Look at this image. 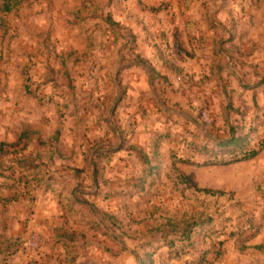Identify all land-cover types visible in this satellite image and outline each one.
Returning <instances> with one entry per match:
<instances>
[{"label":"rangeland","instance_id":"374dc122","mask_svg":"<svg viewBox=\"0 0 264 264\" xmlns=\"http://www.w3.org/2000/svg\"><path fill=\"white\" fill-rule=\"evenodd\" d=\"M0 264H264V0H0Z\"/></svg>","mask_w":264,"mask_h":264},{"label":"crops","instance_id":"0c3cea01","mask_svg":"<svg viewBox=\"0 0 264 264\" xmlns=\"http://www.w3.org/2000/svg\"><path fill=\"white\" fill-rule=\"evenodd\" d=\"M218 5V4H217ZM220 5V4H219ZM218 8V9H217ZM217 8H215L213 11L209 12L210 14L207 16V14H203L204 16V20L207 22V26H204V33L206 34L207 37V41L212 42L213 39L219 35V33H222V31L224 30L225 32H229L230 33V38L229 40L231 41H237L240 38V22L237 23L235 20L232 22V25H230V23L223 19H221L222 17H224V10L222 9L221 6H218ZM237 10L231 11L230 15H232L233 17L236 15ZM229 14V11H228ZM227 16V13H226ZM175 25V24H174ZM181 28L175 26L176 31H178V33H181L182 30H185V25H180ZM188 31V30H187ZM210 38V40H209Z\"/></svg>","mask_w":264,"mask_h":264},{"label":"trees","instance_id":"16d2710c","mask_svg":"<svg viewBox=\"0 0 264 264\" xmlns=\"http://www.w3.org/2000/svg\"><path fill=\"white\" fill-rule=\"evenodd\" d=\"M9 9H10L9 6H5V11H6V12H8ZM234 142H236V140L233 138L231 141H229V142H227V143H225V144H220L219 146L224 147V146H226V145H228V144H232V143H234ZM256 155H257V152H250V153L246 156V159L253 158V157H255ZM202 191H203L204 193H206V194H213V193L210 192L209 190H202Z\"/></svg>","mask_w":264,"mask_h":264}]
</instances>
